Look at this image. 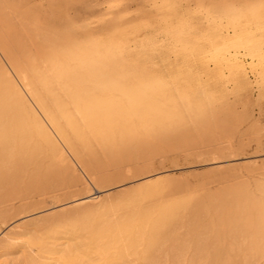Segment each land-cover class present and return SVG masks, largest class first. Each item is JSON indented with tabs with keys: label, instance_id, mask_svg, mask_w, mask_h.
<instances>
[{
	"label": "bare ground",
	"instance_id": "obj_1",
	"mask_svg": "<svg viewBox=\"0 0 264 264\" xmlns=\"http://www.w3.org/2000/svg\"><path fill=\"white\" fill-rule=\"evenodd\" d=\"M78 1L0 0V264H264V161L226 163L238 154L224 149L210 158L225 162L203 189L159 198L155 208L142 204L153 192L146 184L54 201L27 228L5 230L23 212L13 204L19 198L79 181L111 189L131 161L136 176L152 172L157 140L192 148L217 128L231 145L251 105L264 102V0H162L174 22L166 26L129 18L131 0H93L84 17ZM198 13L209 17L208 29L195 24ZM101 22L110 34L98 33L93 24ZM243 79L257 98L239 112L230 86ZM250 130L262 138L257 122Z\"/></svg>",
	"mask_w": 264,
	"mask_h": 264
},
{
	"label": "rangeland",
	"instance_id": "obj_2",
	"mask_svg": "<svg viewBox=\"0 0 264 264\" xmlns=\"http://www.w3.org/2000/svg\"><path fill=\"white\" fill-rule=\"evenodd\" d=\"M91 1H93V0H83V2H82V0H79L78 3L76 2L77 7L75 8V10L81 9L80 12L78 10H76L79 12V15H83V17L86 16V14L88 13V10L93 7L90 4ZM80 2L84 3V5L83 4L80 5L79 4ZM141 2H143L144 5H146V6H143ZM156 3L158 5L157 7H156ZM129 4L130 5H128V7L130 10L127 13V15L131 16V17L128 16L129 18H132L134 20H136L137 18H139L137 20L148 19L151 21H155L162 26H166L167 24H170L169 22H171V24H174V22L171 21L172 19L167 14H165L166 16L162 14V13H165V12H163L164 9L162 8L163 7V1L162 0H155V2H154V0H131ZM78 6H79V8H78ZM159 6L162 8V10ZM194 6H195V4H194ZM149 8L152 9V11ZM95 10H97L96 7H95ZM135 12H136V14L133 15V13H135ZM153 12H154V14H153ZM158 14H159V16H157ZM201 18H202V21L200 20ZM203 18H205L207 20H204ZM193 20H194L195 24L197 25V27L199 25L200 29H203V30L208 29L207 27H209V17L207 15H205V14L203 15V14L198 13V16L193 18ZM198 21H201V22H198ZM204 21H206V22H204ZM93 26L97 29L100 28L97 31L101 35H104V34L108 35V32L110 34V32L112 31V30L108 29L109 23H106V22L105 23H102V22L101 23H94ZM201 26L202 27L205 26V27L202 28ZM101 28H105V29H101ZM102 30H103V32H102ZM125 30L129 33L128 30H130V28L129 29L124 28V30H123L124 32H122V34L125 33V35H126L127 32ZM131 32H133L132 29H131ZM130 33L127 36H130ZM134 33L138 34L139 37H137V39L138 38L140 39V37H143L145 35V33H143V31H141L140 33L139 32H134ZM135 34H133L134 36L131 34L132 37H130V38L132 39L133 37H135V38H133V40L136 39L137 35L135 36ZM140 34H142V35H140ZM118 36H120V34ZM132 43L133 42H131V47L136 48L135 45H138V44L135 42H134L135 44H132ZM138 50H140V49H138ZM13 74L16 76L15 73H13ZM13 74H12V78H14L18 81L17 82L16 80L13 79L15 81V84L17 85V88L20 91H21V89L24 90L25 88H24L23 84L21 83L20 79L17 76L15 77ZM250 79L251 80H249V81L253 82V78L251 77ZM242 83H244V84H242V86L239 87L240 89L238 88L237 85L234 86V84H232L230 86V88H233L235 93H237V95H236L237 110L239 112H242L244 110V108L249 104V102H251V104L253 102H255L256 98H257L256 89H255V91H253V93H255V94L251 93L250 89L248 92V90H247L249 88L248 81L243 79ZM24 91H22V92H24L25 95L28 97V93H27L26 89ZM262 104L260 105L261 107L258 105H251V107L249 109L253 113L249 110V113H250L249 118H247L245 121L243 120L244 123L242 122L240 124V126L238 125L235 128L234 134L232 135L233 138H232V144L231 145H229L226 142L221 140V133L217 128L214 131L216 133H214L213 138L207 143L200 144L201 146L198 144L197 145L198 147L194 146L192 148H171L170 146H168V144L166 142H164V141L160 142L157 140V143L160 146V153L158 155H156L157 157L155 156V159L153 161V166H152V169H153L152 172L147 173L143 176H136V172H134V171H135V168L137 165L131 161L128 163L121 164L120 169L122 168V170H125V171H127L128 169L129 170L131 169V171H133L132 172L133 174L131 173V171L129 172L130 174H128V172H126L127 178L125 179V181L120 183V184H117L116 186L115 185L112 186L111 189L107 188L108 190L107 189H99L96 186L90 187L91 190H89L84 185H82V183L79 181V183H77L75 186L61 187V188H58L56 190H53L52 192L49 191L47 194H44V195H40V194L35 193L34 194L35 196H32L30 199H27V200H21L19 198V199L15 200L13 202V204L16 207H19V206L23 207V209H22L23 212L19 215H17V214L14 215L12 217V219H10L8 221V223L5 227V230H8V228L12 229V227H15L17 225L22 226L23 229H24V227L27 228L28 227L26 225L27 221L31 220L32 217H39L38 215L41 216L43 210L51 207L52 206L51 204L54 201H57L58 206H60L62 204H65L66 202H71L72 200H76V199L77 200H85L87 198L86 200H88V197H90V196H92V197L100 196L101 199H104L107 195L112 196V195L117 194L120 191H128L130 189L138 188V187H140L142 185H146V184L149 188H151L153 190V192L148 193L149 195H144L141 198L142 204L144 206L148 205L147 207H149L151 209L155 208L156 205L158 206L159 198H160V201H162L161 199H163V201L164 200L169 201L170 198H171L170 200H174L180 194H184L187 192H193V191L195 192L196 189H198V188L203 189L204 186H201L202 180L205 179L207 177L208 173L211 170L215 169L221 162H225V161H215V160L212 161V160H210V158L214 156V153L218 152L220 149H224L226 152L234 151L236 154H238V156L234 157L233 159L227 160L226 163L227 162H235L236 163L235 165L245 166L248 163H252L254 161L255 162L261 161L262 162V161H264V135H263L264 134V102ZM251 119H254V120H251ZM250 121H252L251 124H250ZM255 121L259 124L260 130L263 129L262 130L263 132H261L262 138H260L259 141L254 138V134L250 130V126L252 124L256 123ZM139 131L143 135H145L146 137H149V134L146 132V130L139 129ZM216 134H218V137ZM152 139L155 140L154 138H152ZM227 148H230V149H227ZM82 153H83L82 159L84 161H86V160L88 161L90 159L88 150L82 149ZM86 157H87V159H86ZM38 162H39L40 171L45 172L47 170L49 164H50V160L48 158H46L43 154L39 157ZM140 162H141V164H140ZM140 162L138 163V165L140 167H143L144 162H142V161H140ZM108 168L111 172H114L113 166H110V167L108 166ZM133 175H134V178L132 177ZM143 178H145V179H143ZM168 178H170V179H168ZM143 180H145V181H143ZM162 182H164V183H162ZM168 182H169V184H168ZM161 185H164V187ZM153 186H154L155 190L153 189ZM211 186L214 189H217L216 187H218V185L215 183L212 184ZM162 188H163V191H161ZM103 190H107V191L105 192ZM154 192H155V195H154ZM76 193L78 195H76ZM91 193H92V195H91ZM154 196H156L155 197L156 199L154 198ZM175 196H177V197H175ZM81 198H83V199H81ZM167 198H169V199H167ZM151 199H153V201ZM160 201H159V203H160ZM25 204H27V205L33 204L34 207L29 209L30 206L27 207ZM24 234H26V233H24ZM20 243L21 242L18 241L16 248L12 249V252L14 251L12 253V256H17L20 254V252H18L19 247L21 245ZM3 258H5V257H3ZM3 258H0V260H4Z\"/></svg>",
	"mask_w": 264,
	"mask_h": 264
}]
</instances>
